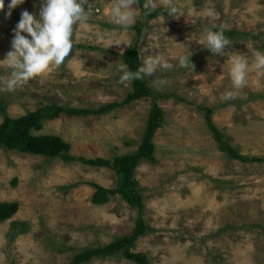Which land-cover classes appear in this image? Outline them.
I'll return each mask as SVG.
<instances>
[{"label":"rangeland","instance_id":"rangeland-1","mask_svg":"<svg viewBox=\"0 0 264 264\" xmlns=\"http://www.w3.org/2000/svg\"><path fill=\"white\" fill-rule=\"evenodd\" d=\"M10 3L5 0L0 11V61L12 50L22 12L39 19L43 6V0H25L9 9ZM90 3V19L76 26L72 54L62 66L13 91L0 85V102L7 106L0 124L5 115L19 118L50 104L98 109L122 102L130 83H119L118 65L136 41L140 20L141 59L147 49L145 55L159 54L174 67L147 77L151 88L169 97L159 103L165 118L154 140L156 162H142L135 171L151 230L134 251L150 264H264V162L244 163L221 153L197 110L214 109L215 124L242 156L264 158V98L253 99L264 94V77L250 73L248 86L235 90L226 66L229 52L250 62L254 52H263L264 0H176L183 15L153 20L142 17L137 5L135 22L126 29L111 16L113 0ZM208 9L214 18L205 15ZM213 25L257 39H230L225 55H213L201 45L205 28ZM182 56H191L194 70L179 65ZM10 72L0 64V78ZM157 79L166 81L159 90L151 86ZM227 91L234 98L227 99ZM150 109V100H140L103 117H62L36 134L61 137L76 157L112 160L137 150ZM91 184L111 189L117 176L108 168L1 149L0 203L17 202L20 208L0 223V264H68L84 250L131 234L137 211L119 196L92 204ZM87 264L133 263L116 255Z\"/></svg>","mask_w":264,"mask_h":264},{"label":"trees","instance_id":"trees-1","mask_svg":"<svg viewBox=\"0 0 264 264\" xmlns=\"http://www.w3.org/2000/svg\"><path fill=\"white\" fill-rule=\"evenodd\" d=\"M144 0H139V9L142 17L147 20H153L160 16H168L164 8H158L149 15H145L143 4ZM136 32V41L132 47L127 49L122 55V61L131 71H136L141 65L140 41L142 39L144 26L142 22L137 21L134 26ZM213 30H219L214 29ZM224 34L227 38H251L257 39L250 33H241L234 30H226ZM95 50L94 48H90ZM264 52V43L262 45ZM169 95H163L150 87L148 79L134 80L130 82V90L125 99L118 103L113 102L99 107L98 109H80L65 108L57 104H50L29 112L19 118H12L5 115L0 124V150H15L35 156H42L52 159H61L66 163L80 162L92 168H108L115 172L117 184L114 188L107 189L98 184H91L94 193L91 202L94 205L101 206L109 203L112 198L121 197L131 208L138 213L134 230L131 234L118 238L112 243L97 248H90L76 254L68 264H87L94 259L114 257L121 255L125 260L133 264H150L147 256L143 253L134 251L137 242L148 235L150 227L145 219V200L142 190L135 177V171L142 162L155 163L154 157L156 151L155 137L162 128L165 114L160 106L163 99ZM264 98V94H259L253 99ZM180 99V98H178ZM140 100H150L151 109L148 115L146 127L142 135L141 143L137 150L128 155L118 156L112 160L96 158L85 159L72 155L71 146L61 137L56 135H37L44 124L62 117L85 118V117H103L118 109H122L134 102ZM185 101L184 99H181ZM197 110L203 115L206 129L216 142L218 150L229 159L244 163H263L264 158H247L235 149L231 144V138L224 134L214 122V109L210 107L197 106ZM6 104L0 102V112L6 114ZM75 185L69 188H74ZM20 205L17 202L0 203V223L12 219L19 211Z\"/></svg>","mask_w":264,"mask_h":264},{"label":"clouds","instance_id":"clouds-1","mask_svg":"<svg viewBox=\"0 0 264 264\" xmlns=\"http://www.w3.org/2000/svg\"><path fill=\"white\" fill-rule=\"evenodd\" d=\"M24 2L25 0H11L8 7L14 9ZM138 4L139 0H113L111 16L114 22L125 29L130 27L135 22V6ZM160 5L168 16L178 19L183 15L176 0H160ZM156 7V0H145L143 4L145 15H149ZM4 8L5 0H0V11ZM91 14L90 0H43L39 19L32 13L23 11L14 30L12 50L7 53L6 59L0 61V64L11 69L9 76L0 78L3 90L13 91L31 79L43 76L49 69L62 66L72 54L76 26L86 23ZM8 15H11V11ZM205 15L214 18L215 13L208 9ZM214 27L215 25L212 28H205L201 45L213 55L223 56L226 46H229L231 41L224 34V26H220L219 30H213ZM146 51L147 49L141 51L143 59L136 71L129 70L124 63L118 65V71L121 73L119 83L127 85L134 80L153 77L160 68L171 70L174 67L163 56L145 55ZM227 55V73L233 89L240 90L248 86L250 73L264 77V52H254L251 62L244 54L229 52ZM190 57H180L179 65L194 70L195 66ZM164 84L165 80L157 79L152 81L151 86L159 90ZM234 95L233 91L225 93L227 99L234 98Z\"/></svg>","mask_w":264,"mask_h":264}]
</instances>
